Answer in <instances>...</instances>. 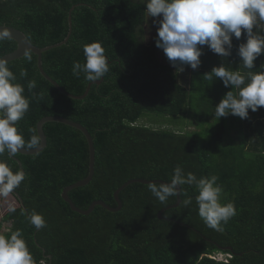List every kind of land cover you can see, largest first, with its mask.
I'll return each instance as SVG.
<instances>
[{
  "label": "trees",
  "instance_id": "obj_1",
  "mask_svg": "<svg viewBox=\"0 0 264 264\" xmlns=\"http://www.w3.org/2000/svg\"><path fill=\"white\" fill-rule=\"evenodd\" d=\"M73 6L72 34L65 44L43 53V68L64 90L83 95L91 82L83 73L74 76L72 66L75 61L85 62L83 45L100 42L109 72L85 98L64 95L47 80L33 52L26 53L31 54V62L25 61L26 54L8 62L31 101L18 122L26 140L45 116L77 121L93 136L95 173L91 182L69 192L73 202L87 209L102 199L116 207L114 193L127 181L170 182L175 167L181 165L185 174L191 171L198 178L218 176L222 202H233L237 214L223 231L207 227L198 214L197 189L184 185L181 204L160 217L159 212L175 204L177 196L162 204L143 183L120 191L123 205L117 212L102 205L88 215L74 211L62 193L88 176L89 144L79 129L50 121L43 127L44 150L0 156L13 171L27 173L14 190L25 208L21 205L15 211L7 232L0 218V235L10 237L20 231L34 264H264V106L255 112L249 109L245 119L231 114L215 117V106L226 93L238 90L225 87L222 79L203 77L221 64L242 74L264 71V54L253 69L243 68L238 55L239 44L246 41L242 34L240 40L233 37L229 57H220L205 45L197 69L186 65L183 74L177 72L158 57L156 38L147 40L145 29L152 23L146 16V0H2L0 25L20 29L33 45L43 48L66 38ZM16 48L13 39L0 42V57ZM21 68L27 70V77L20 78ZM33 79L36 87L29 91L27 83ZM148 113L188 116L195 128L177 131L140 123ZM189 197L192 203L185 206L183 200ZM33 211L44 215L46 227L36 229L29 222ZM217 252L232 257L218 261L209 256Z\"/></svg>",
  "mask_w": 264,
  "mask_h": 264
},
{
  "label": "clouds",
  "instance_id": "obj_2",
  "mask_svg": "<svg viewBox=\"0 0 264 264\" xmlns=\"http://www.w3.org/2000/svg\"><path fill=\"white\" fill-rule=\"evenodd\" d=\"M146 16L154 18L153 22L158 25L156 46L163 50L177 72H183L186 65L197 69L205 45L220 57H229L233 37L240 40L242 34L246 41L239 44L238 55L243 68L253 69L256 59L264 54V28L261 27L264 25V0H146ZM11 38V30L0 26V42ZM83 53L85 62L73 63V75L79 77L83 73L89 82L101 80L109 72L105 48L100 42H92L83 45ZM24 59L31 62V54H26ZM27 75V70L21 68L20 78ZM203 77L222 79L225 87L231 85L238 90L226 93L215 106V117L231 114L245 119L249 109L255 112L264 106V71L242 74L221 64ZM35 87L36 81L29 80L28 90ZM24 93L25 87L18 82L7 59L0 57V156L5 153L15 156L22 148L38 149L42 144V136L35 128L29 130L31 135L27 140L18 130V122L28 113L31 103ZM26 178L23 169L13 171L7 161L0 159V196L7 197ZM218 179L216 175L198 178L191 171L185 174L184 168L177 165L170 183L150 182L148 189L164 204L169 197L180 195L182 186H195L199 216L207 227L223 231V225L237 214V209L233 202H222L224 190L217 183ZM183 203L190 205L192 199L189 197ZM15 210L10 207V211ZM28 219L36 229L46 227L42 213L33 211ZM218 253L221 256L218 261L232 257L230 253ZM0 264H34L33 255L20 231L13 232L10 237L0 235Z\"/></svg>",
  "mask_w": 264,
  "mask_h": 264
},
{
  "label": "water",
  "instance_id": "obj_3",
  "mask_svg": "<svg viewBox=\"0 0 264 264\" xmlns=\"http://www.w3.org/2000/svg\"><path fill=\"white\" fill-rule=\"evenodd\" d=\"M75 9V6H73L69 12V16H68V19H69V32H68V35L66 36V38L60 42V43H57V44H54V45H50V46H46V47H43V48H40V47H37L35 45H33L29 39L27 38L26 34L21 31L20 29H17L15 27H12V26H7V25H0V26H3V27H6L8 29L11 30V33H12V38L13 40H15L17 42V48L10 52V53H7L5 54L4 56H2L3 58H6L8 62L10 61H13V60H16V59H19L21 57H23L27 52H33L37 55L38 57V68L41 72V74L47 78V80L51 81L64 95H67L71 98H75V99H83L85 98L89 91H90V88L93 84H99L101 83V80H98L96 82H91L85 93L83 95H73L69 92H67L66 90H64L60 85L59 83H57L54 79H52L44 70L43 68V53L47 50H50L52 48H55V47H59L63 44H65L71 34H72V30H73V21H72V12L73 10ZM50 121H55V122H60V123H64V124H67V125H70L72 127H75L77 129H79L80 131L83 132V134L86 136L87 138V141H88V144H89V155H90V161H89V174L86 178L82 179V180H79L78 182L76 183H73L67 187L64 188L63 190V193H62V197L65 199V201H67L71 208L74 210V211H77L81 214H84V215H88L90 214L94 209H95V206L96 205H102L103 207L107 208L108 210L110 211H113V212H117L119 211L121 208H122V201H121V198H120V191H122L125 187H127L128 185L132 184V183H143V184H149L150 182H157V183H170L168 181H165V180H162V179H152V180H149V179H139V178H134V179H131L129 181H127L125 184H123L121 187H119V189H117L114 193V197H115V200L116 202L118 203V205L116 207H112L110 206L109 204H107L104 200L102 199H98V200H95L89 208L87 209H82L80 207H78L74 202L73 200L71 199V197L69 196V192L76 188V187H80V186H83V185H86L88 184L89 182H91V180L93 179V176H94V173H95V145H94V139H93V136L92 134L90 133V131L88 130L87 127H85L83 124L77 122V121H74V120H71L69 118H66V117H63V116H45L43 117L37 124V132L39 135L42 136V144L39 146L38 149H21L18 153L20 154H27V155H31V154H37L39 152H41L42 150H44V148L47 146V136L44 132V125L45 123L47 122H50ZM19 162V165L20 167L22 168V163L21 161H18ZM178 189L180 188V186L178 185L177 186ZM182 190V188H181ZM13 193L17 196V198H19L20 200V203L24 204L23 200L21 199V197L19 196L18 193H16L15 191H13ZM182 202V199H181V194L177 196V202L173 205H170L168 207H165L163 208L160 212H159V216L162 217V213L170 208H173V207H177L181 204ZM224 250H232V246H227V247H222ZM241 254V253H240Z\"/></svg>",
  "mask_w": 264,
  "mask_h": 264
},
{
  "label": "rangeland",
  "instance_id": "obj_4",
  "mask_svg": "<svg viewBox=\"0 0 264 264\" xmlns=\"http://www.w3.org/2000/svg\"><path fill=\"white\" fill-rule=\"evenodd\" d=\"M152 20H154V18L150 17V22L152 24L150 26H146V29H145L147 40H152V39L157 38L158 25L155 24ZM158 57L164 62H170L161 48L158 51ZM185 78H188V76H186ZM181 81L184 84V86L189 85L188 84L189 82L186 79L182 78ZM139 121L140 123H151L154 128L161 127V128H167V129L177 130V131H184V130L188 131V130H194L195 128L193 124H189L188 116H183V115L171 117V116H162V115L148 113V114H145V116ZM21 205L22 204L20 203L18 198H16L12 193H10L7 197L0 196V217L1 219L4 220L3 228H2L3 231L9 230V228L11 227L12 221H14L13 219L16 217V212L19 211ZM10 207H15L16 212L10 211ZM21 207L25 208V204H23V206ZM211 256L216 258L217 260H219L221 257L220 253L218 252L213 253V255ZM225 256H228V255H225Z\"/></svg>",
  "mask_w": 264,
  "mask_h": 264
},
{
  "label": "crops",
  "instance_id": "obj_5",
  "mask_svg": "<svg viewBox=\"0 0 264 264\" xmlns=\"http://www.w3.org/2000/svg\"><path fill=\"white\" fill-rule=\"evenodd\" d=\"M3 217V216H2ZM1 218V217H0ZM12 225V224H11ZM11 228V227H10ZM10 228H9V230H10ZM3 232H7V231H3Z\"/></svg>",
  "mask_w": 264,
  "mask_h": 264
},
{
  "label": "built area",
  "instance_id": "obj_6",
  "mask_svg": "<svg viewBox=\"0 0 264 264\" xmlns=\"http://www.w3.org/2000/svg\"><path fill=\"white\" fill-rule=\"evenodd\" d=\"M0 1H2V0H0Z\"/></svg>",
  "mask_w": 264,
  "mask_h": 264
}]
</instances>
